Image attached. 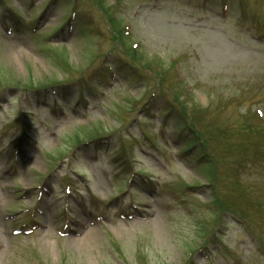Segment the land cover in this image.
I'll return each instance as SVG.
<instances>
[{"label": "rangeland", "instance_id": "1", "mask_svg": "<svg viewBox=\"0 0 264 264\" xmlns=\"http://www.w3.org/2000/svg\"><path fill=\"white\" fill-rule=\"evenodd\" d=\"M172 89L262 142L264 0H0V264H264V157L219 191Z\"/></svg>", "mask_w": 264, "mask_h": 264}, {"label": "trees", "instance_id": "2", "mask_svg": "<svg viewBox=\"0 0 264 264\" xmlns=\"http://www.w3.org/2000/svg\"><path fill=\"white\" fill-rule=\"evenodd\" d=\"M112 21V22H111ZM114 19H110V22L113 23ZM68 23H70V21H68ZM117 31V30H116ZM119 32V33H118ZM118 32L114 35H112V40L114 41H118V42H122L123 41V37L124 34L120 33L121 31L118 30ZM40 43V42H39ZM38 43V44H39ZM129 48V47H128ZM130 50L132 53L138 54L137 50L135 49H130L128 50L127 53V57L124 59L126 60V63L130 64V60H132L134 63L138 62L137 57L135 58V56H133V54L130 53ZM115 66H118L119 63L117 61L113 62ZM66 66V65H65ZM68 67V66H67ZM161 76V73H158ZM73 81V80H72ZM73 83L71 81L68 80V78L66 80H55L53 82L50 83H38V84H28V85H18L16 86V88H23L24 92H31L32 94H35L36 96L40 97L41 96H45V97H49L50 95H52L53 93H55L57 91V88L59 86H63L65 84H70ZM73 85H76L75 83H73ZM157 87H160V83H157ZM63 89V88H61ZM171 95V97L169 98L170 102L172 103L174 109L176 110V112H180L181 117L179 119H182V122L185 123V125L183 126L186 128H190L193 130V136L196 137L197 141L196 143L201 145L203 149H206L205 152L207 151V157L205 159L206 164L209 168L208 171V176H210V180H212V183L214 182V184L217 182L221 185H224L225 183L227 184L228 181V177H230V175L234 174V173H238L239 169L242 170L243 167L245 166L247 169H250L251 166H253V159H259L261 160L262 157H264V139L262 142H259L258 145H255L254 149H247L245 147V145L243 143L240 144H231L230 141L231 139L234 138V135L239 134V129L233 130L235 131V134L233 135V131H231L228 127L223 128V130H221V128H217V127H213L215 128L214 130H208L207 128H205V126L203 125V127L198 126V124L195 122V118H193L191 116V113L188 112V108L186 106L183 105V103H181L182 105H180V100H181V96L179 94H177L173 89L172 91L169 93ZM82 100H84V97L81 95V102ZM245 131L244 133H248L247 135L250 134H256V137H263L264 138V127H256V126H252V124H248V126L246 125L245 127H243V130ZM261 134H258V133ZM219 133V135L217 134ZM243 133V134H244ZM242 135V132L240 133ZM218 140L220 139V141L222 143H224V145L227 146V148L229 147V150L231 151L232 154V149L235 150L236 154H237V158L235 160H232L231 158H229L231 156L230 155H224L221 156L218 154V151L211 145V150H209V141L213 140L215 141V139ZM89 139H96L98 140V137H94L91 136V138ZM93 142H95V140H77V146L75 148H83L84 146H88L91 145ZM257 143V142H255ZM185 145V148L183 149L184 151H186L188 149V145L190 147V145H193L191 143V141L188 142H184L183 143ZM188 151V150H187ZM238 163V164H237ZM243 163V165H242ZM215 184V186L218 188V190L220 191L219 187ZM218 184V185H219ZM212 196H214V201L217 204V206L219 208H222L224 210L226 209H234L233 206L228 202L225 201L224 199H221V197H218V193H215V187H212ZM258 200L255 201L254 204H257ZM258 206V205H257ZM240 216L243 218V216H246V213H241L240 212ZM248 219V217H246Z\"/></svg>", "mask_w": 264, "mask_h": 264}]
</instances>
